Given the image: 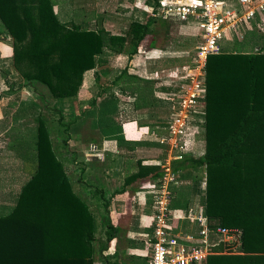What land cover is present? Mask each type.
<instances>
[{
	"label": "trees",
	"instance_id": "obj_1",
	"mask_svg": "<svg viewBox=\"0 0 264 264\" xmlns=\"http://www.w3.org/2000/svg\"><path fill=\"white\" fill-rule=\"evenodd\" d=\"M154 2L158 5L160 0ZM150 18L145 23L130 21L124 35H115L60 22L53 0H0V22L12 41L13 67L25 85L36 92L38 85L46 89L37 93L46 104L43 110L58 116L59 123L61 113L49 108L45 97L74 99L84 74L103 62L104 50L130 58L136 55L146 35L154 34ZM259 46L254 54L222 52L208 57L205 153L171 163L181 181L204 168L207 183L200 202L208 220L216 221L209 226L240 232L239 254L211 255L206 264H264V44ZM122 78L136 76L124 69L118 80ZM103 95L99 88L97 96ZM92 105L98 117L91 127L105 139L132 145L115 123V97L93 100ZM44 123L39 119L35 172L23 185L13 210L0 216V264H94V217L73 191ZM111 229L108 223L107 241Z\"/></svg>",
	"mask_w": 264,
	"mask_h": 264
},
{
	"label": "crops",
	"instance_id": "obj_2",
	"mask_svg": "<svg viewBox=\"0 0 264 264\" xmlns=\"http://www.w3.org/2000/svg\"><path fill=\"white\" fill-rule=\"evenodd\" d=\"M99 1L93 0L95 4ZM129 7H131L129 12L131 14L128 13V17L135 12V4L129 3ZM97 21V17L93 16L84 21L83 25L90 30L99 27L97 29H103L115 35L126 33L120 34L114 31L116 21L112 18L110 20L100 18L99 22ZM107 26L110 27L109 31ZM180 26L182 29L190 27L185 24ZM151 51L154 54L159 53L158 60L166 56L169 57L168 59H179L173 55L170 56L174 53L173 50L151 49ZM114 55L120 54L113 53L112 56ZM139 55L138 52L132 59L135 61ZM148 58L146 56L143 63L136 64V70L147 72ZM98 64L94 70L98 68ZM163 68L168 66H158V68L149 69L151 71L147 73ZM124 69L127 68L124 67ZM94 70L91 71V78L92 74L95 75ZM119 74L114 78L108 77L111 89L119 88ZM138 78L143 81V85L150 83L149 89H152L156 95L150 94L144 99L138 97L140 88L136 92L137 96L133 95V90L126 86L118 89L121 94H129L130 101L122 102L127 104L125 106L131 107V115L130 120L125 124L116 118L115 123L121 127L124 140L132 143L129 146L119 145L115 140L100 137L98 130L91 127L96 116L94 117V114L89 116L87 111L96 110L92 101L99 102L103 96H97L98 90L94 94L91 92L88 77L81 83L77 96L72 99L74 101L52 99L55 105L51 108L56 107L55 109L61 113L60 123L57 120L58 116L50 110H43L44 102L39 99L31 86L24 84V79L13 67L11 38L0 28V211L7 205L13 206L23 185L35 172L38 123L39 119H42L45 121L44 125L57 160L62 164L70 181L72 180L73 187L77 185L81 188V191L76 193L85 199L86 205L90 199L87 206L91 208V205H94L95 209H92L107 217L106 221L112 227L110 245L116 249L120 248V250H114L116 254L112 255L113 262L137 264V258L146 262L145 252L150 250L151 192L161 175V167L168 160L166 158L173 157L174 161L179 152L159 142L160 136L168 133L170 111L164 107L166 102L163 98L170 91L167 86L169 82L166 79L159 82L143 77ZM136 81L138 80L128 79L127 83ZM136 97H138L137 100ZM48 98L49 96L45 97V100L49 103ZM115 100L119 101L118 98ZM120 113L122 114L116 113L119 118L125 114ZM127 126L131 128L126 131ZM185 138L187 146L183 157L198 158L204 155L206 149L204 138L196 139L192 135ZM90 146H95L96 151L90 152ZM199 171H204L206 175L204 168L191 171L189 179L182 182L179 180L180 187L176 188L173 194L171 209L174 204L181 206L172 210L175 213L173 222L179 230L184 232L196 231L199 227L195 221L188 218V215H191L189 212H203L200 200L204 195L205 186L199 187L198 182H195L188 190L187 185L181 188V184L190 185L194 175L196 176ZM89 179L91 182L88 185L82 184ZM87 195L89 197H85ZM193 205L196 207L200 205V207L193 209ZM180 215L185 219L178 220L177 217Z\"/></svg>",
	"mask_w": 264,
	"mask_h": 264
},
{
	"label": "built area",
	"instance_id": "obj_3",
	"mask_svg": "<svg viewBox=\"0 0 264 264\" xmlns=\"http://www.w3.org/2000/svg\"><path fill=\"white\" fill-rule=\"evenodd\" d=\"M149 17L172 20L195 27L199 31L198 43L184 56L186 62L180 66L145 73L149 80L167 79L170 91L164 96L170 111L168 133L159 142L177 150L176 160L186 154V136L193 135L200 115L198 109L204 105L206 96V63L209 56L222 53L220 42L232 35L243 38L252 24L260 17L264 22V0H160L149 11ZM264 54V51H263ZM160 75H163L159 78ZM191 127V128H190ZM94 152L95 146L91 147ZM165 161L161 175L151 195V222L147 264H206L213 254L211 238L220 237L224 247L236 242L239 231L233 228H211L202 211L191 213L188 218L199 226L196 231L184 232L174 225L171 203V187L177 185L178 177L172 172L171 162ZM183 218L179 219H185ZM214 255V254H213Z\"/></svg>",
	"mask_w": 264,
	"mask_h": 264
},
{
	"label": "rangeland",
	"instance_id": "obj_4",
	"mask_svg": "<svg viewBox=\"0 0 264 264\" xmlns=\"http://www.w3.org/2000/svg\"><path fill=\"white\" fill-rule=\"evenodd\" d=\"M110 1L112 3H110ZM119 3H121L122 5L121 6L118 5ZM129 3L135 4V8H134L135 12L132 15H129L128 17L127 14L130 12V8H131L129 7ZM154 7H155L154 0H100L98 4H95L93 0H53V9L60 22H64L67 24H70V23L77 24V25H80V27H82L83 30H85V28H88V30H90L89 27H85L83 25V22L86 20H89L93 16L97 17V20H98L97 22H99L100 18H105L106 20L107 19L110 20L112 18L113 20L116 21V23L114 24V28H115L114 31L120 34H124L126 32L127 25L131 20L132 21L137 20V21H141L144 23L147 22L150 18L149 11L152 10ZM261 19L262 18L258 17L255 20L254 24H252V27H251L252 31L247 30L243 33L244 39L243 38L235 39V37H233L232 35H228L227 37H224L223 40L220 42L222 52L223 53L240 52L243 54L256 53L258 50V47H260L259 44H264V22H262ZM161 20L164 22V25H161V22H162ZM150 21H152V25H153L152 30H154L153 31L154 34H151V35L147 34L145 39L139 44V46L137 47V52H139L140 55L136 58L135 61L129 56H126L125 54L112 56L113 53L104 51L102 57L100 58L103 61L101 63L102 65H100V63L98 64V68L94 70L95 75L93 76L92 74V78H91L92 72L90 71L88 73H85L83 76V81L87 77L90 79L89 88L93 94L99 88H102L104 90L103 98L107 96H111V95L115 97L116 95L115 98H118L119 100L117 101V112L118 114H122L120 112L125 113L121 115L120 118L116 117V119H118L119 122L121 121L122 124H125L126 122L130 120L131 107L125 106L127 104L122 102L123 100L130 101V98L128 97L129 96L128 93L126 94L119 93L120 91L118 89L120 87L126 86L130 88L134 92L133 95H136V96H137L136 92L140 88V93L138 94V97L140 96V98H144V99L148 98L150 94H153V96L156 95L155 93H153L152 89H149L150 83L143 85V81L140 80V78H138V77L144 78L145 73L144 71L139 72L138 70H136V64L143 63L146 56L149 57L147 59V61H149L147 63V67H148L147 72L151 71L155 67L158 68V66L159 67L161 66L162 67H165V66L173 67L176 65L184 64L186 62V59L184 56H187V53L191 51V48L194 47V45H196L199 40L197 37L199 35V31L195 27H186L182 29L180 24L172 20H165V19L153 20L152 18H150ZM109 26H107L108 31L110 29ZM0 28H2L5 31L4 26L1 22H0ZM97 28L99 27H95V29ZM195 34H197V36ZM151 41H152V44H151ZM142 49L144 50V52ZM151 49L152 50L157 49L158 51H160V49L173 50L174 53L170 54V56L173 55L175 57H178L179 59H175V60L168 59L169 57L166 56L163 59L158 60L157 57L159 53L154 54V52L151 51ZM131 59L133 61H131ZM124 67L128 69V72H127L128 74H135V75L138 74L136 77V80L138 81L134 83H127L128 78H122V79H119V88L115 87L111 89L112 87L110 83L108 82L109 78L117 77L119 72L123 71ZM165 69H168V68H165ZM162 76L163 75H160L159 78ZM94 77H96V80H94ZM162 79L163 78L158 79L157 81L160 82ZM150 82L154 83V81H150ZM37 90L38 92L41 91L42 93L46 91V89H44V87L42 88V86L40 85H38ZM138 97H136V100L138 99ZM48 101H49V105H48L49 108L55 105V104L53 105L54 101L52 100V98L49 97ZM44 104L45 103H43V105ZM86 106L88 105L86 104ZM164 107L168 109L167 106H164ZM91 112H90L91 114H94V117L95 116L98 117L97 115L98 113L96 110H93ZM205 113H206V109H205V101H204V105H202L196 113V115L201 116V119L198 121L199 123L197 124L198 126L197 128L194 127V129H192L191 131L193 133L192 136H195L196 139L198 138L203 139L204 137ZM91 114H88V115L91 116ZM125 128L127 131L128 128H131V127L127 126ZM122 129L123 131L125 130L124 127ZM98 133L101 135L100 137H103L99 130H98ZM162 136L164 135H161L160 137ZM91 147L92 146L89 147L90 149L89 151L93 152L91 150ZM170 158L171 160L173 159V157H170ZM170 158L167 157L166 159L169 160ZM193 179L194 180L193 182L191 181L190 185H188V183H185V184L182 183L181 188H184L187 185L188 190H189L191 186L193 185L192 183L198 182L199 187H204L205 184L207 183V175H204V171L202 172L199 171L198 173H196V176L194 175ZM203 181L205 183H203ZM90 182L91 181L89 179V180H86L85 182H82V184L88 185ZM179 187L180 186H179V179H178L177 185L171 187L173 194H174V190ZM73 189L75 193L76 191L77 192L81 191L80 190L81 188H79V186L77 185L74 186ZM85 197H89V196L87 195ZM83 200L85 201V199ZM88 202H90V199L87 201V205H88ZM196 205L192 206L193 209H195ZM14 206H15V203L13 204V206L7 205L5 209L0 211V216L8 215L13 210ZM175 207L180 208L181 206L174 204L172 206V210H175L176 209ZM199 207L200 205H198L196 208H199ZM92 208L95 209L94 205H91V208H89L90 212L92 213L94 217V221H95L94 236L96 238V243H95V256H94L95 263L94 264H118L117 262L116 263L113 262L112 255L116 254L114 252L117 249L120 250V248H117V249L113 248L110 245V242L107 241V237H108V234H106L107 232L106 229L108 227V222L106 221L107 217L102 215L101 212L97 213V211L93 210ZM189 213H192V212H189ZM173 214L175 213L172 212V215ZM177 218H183V217L182 215H180ZM208 222L209 224L211 223L213 225L216 224V221L214 220H212V222L208 220ZM239 235H240V232H239ZM220 239L221 238L216 237V235H213V237L211 238V245L212 246L214 245L212 247V252L214 255L239 254L240 240H239L238 235L236 237V242L234 244H230L228 247H224L225 243L220 242ZM145 254H146L145 256L149 258L150 250H148V252H145ZM137 259H138L137 264H143V259H140V258H137Z\"/></svg>",
	"mask_w": 264,
	"mask_h": 264
}]
</instances>
